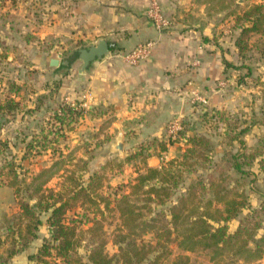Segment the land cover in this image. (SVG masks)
<instances>
[{
    "label": "rangeland",
    "instance_id": "rangeland-1",
    "mask_svg": "<svg viewBox=\"0 0 264 264\" xmlns=\"http://www.w3.org/2000/svg\"><path fill=\"white\" fill-rule=\"evenodd\" d=\"M226 2L218 3L223 11L220 17L223 20L228 17ZM56 3L57 0H0V103L9 97L19 102L17 109L0 111V236L5 239L7 220L20 211L19 199H25L30 204L36 202V197L30 198L29 195L36 184H32V179L42 170L48 169L41 179L50 175L46 186L55 191H63V185L70 183L66 179L68 169H75L76 175L81 174L84 184L93 172H98L103 183L99 193L109 201L108 208L105 201H100L98 197L94 199L98 204L82 198L77 200L66 217L77 225L79 245L69 259L58 258L57 262L90 264L88 253L100 242L104 243L105 252L116 259L122 221L115 209L114 199L128 189L126 184L136 176L146 154L159 153L158 143L161 140L180 148V153L165 159L167 161L180 158L186 147L185 138L195 137L200 144L197 145V153L191 156L190 165L177 166L182 176L177 190L184 191L194 181L202 180L203 183L196 185V192L204 194L205 200L212 194L209 189L202 190L201 185L207 186L214 180L243 191L248 198V206L228 221L229 232L233 233L241 227L251 233L249 238L264 237V210L260 207L264 196V57L258 49L264 36L246 35L247 46L241 52L236 46L238 63L236 67L232 66L236 76L230 86H226L235 97L230 104L227 100L226 107L217 109L212 103V95L205 97V101L199 98L191 102L190 117L181 119L183 128L175 139L166 137L165 128L160 137L145 140L133 151L125 152L123 146L118 148V144V150H110V147L103 146L110 141L107 129L114 118L112 113H108L110 108L86 103L87 98L82 93L85 90L83 83L72 88L69 80L63 79L68 74L77 73L82 63L78 49L88 47L89 41L76 38L75 27H70L66 11L61 14L56 9ZM253 3L257 2L237 0L231 28L234 29L235 40L240 35L236 14ZM232 4L233 0L231 10ZM50 58L58 59L59 67L51 64ZM65 60H69V64L63 66ZM66 104L76 107L78 114L75 119L64 125L56 142L41 145L40 140L45 135L49 140L55 136V126L59 124L55 112L61 113ZM245 127L249 130L240 133ZM123 138L127 140V135ZM238 138L245 140L246 146L241 145ZM119 140L122 143L121 135ZM148 148L151 150L148 151ZM260 151L263 154L257 156ZM251 154L256 155L248 157ZM61 160L62 163H56ZM236 162L242 164L241 170L235 168ZM14 172L19 194H16V187L9 184L14 181ZM143 198L141 195L131 199L140 205L144 203ZM170 206L171 202L153 205V211L145 213L143 220L150 221L154 216L157 226L167 223ZM49 213L41 212L43 223L38 228L37 238L24 250L26 257L51 238ZM94 219L99 221V225L89 230ZM138 238L151 246L156 245L151 231L142 233ZM177 242V239L167 242L166 248H158L150 257L162 254L158 264H173L176 260L179 264H264V259L244 262L228 251L214 260L209 249L199 247L194 251H184ZM9 246V239L0 243L3 258H6Z\"/></svg>",
    "mask_w": 264,
    "mask_h": 264
},
{
    "label": "crops",
    "instance_id": "crops-1",
    "mask_svg": "<svg viewBox=\"0 0 264 264\" xmlns=\"http://www.w3.org/2000/svg\"><path fill=\"white\" fill-rule=\"evenodd\" d=\"M149 1L57 0L56 3L61 14L66 11L76 38L89 41V46L100 38L110 44L108 56L92 61L83 73L79 72L81 63L77 73L63 78L69 80L72 88L83 83L86 103L110 108L108 113L114 116L107 129L110 141L103 144L110 150H118L119 135L125 152L133 151L151 137H160L171 119L190 117L191 104L199 98L204 100L212 95V103L220 109L235 97L226 86L234 81L236 70L225 62L238 63L231 29L237 0H233V10L231 0H226L228 17L224 20L220 18L223 13L218 6L220 0H158L173 20V25L163 30L157 29L146 15ZM260 1L263 0H255ZM149 40L155 45L147 58L135 65L122 58L125 52ZM179 153L177 145H168L160 155L148 153L143 165L159 167L162 156L168 159ZM260 207L264 210V196ZM28 254L26 257L23 251L15 255L10 264H29Z\"/></svg>",
    "mask_w": 264,
    "mask_h": 264
},
{
    "label": "trees",
    "instance_id": "trees-1",
    "mask_svg": "<svg viewBox=\"0 0 264 264\" xmlns=\"http://www.w3.org/2000/svg\"><path fill=\"white\" fill-rule=\"evenodd\" d=\"M236 21L239 22L240 35L236 38L235 44L241 52L247 46L246 35L260 34L264 36V2L253 3L243 12L236 14ZM259 43L258 49L264 57V38ZM225 63L227 67H236L230 62L226 61ZM18 106L19 102L9 97L0 103V111L10 112L17 109ZM77 114L76 107L70 104L64 105L61 108V113L56 111V121L59 124L55 126V136L49 140L45 135L40 140L41 145L45 142H56L57 135L63 130L64 125L74 120ZM248 130L249 128L245 127L240 133H246ZM185 140L186 147L180 158H171L166 161L162 156V163L159 167L143 165L133 180L126 184L128 189L120 197L114 199L115 209L118 210L122 221V228L117 240L119 253L116 259L109 256L105 252L104 243L100 242L93 246L88 253L90 264H118V262L122 264H144L145 262L146 264H158L162 254H157L154 258H151L150 254L157 251L158 248H166V243L173 239H177L178 247L184 251H194L199 247L209 249L212 253L211 259L214 260L225 251L244 262H256L264 259V237L249 238L251 233L241 227L233 233L229 232L228 221L235 218L243 208L248 206V198L243 191L230 188L226 184L216 183L214 180L208 183L209 186L201 185L202 190L209 189L212 194L205 200L204 194L196 192V185L203 183L202 180L194 181L184 191L177 190L182 177L177 166L190 165L191 156L197 153V145L200 144V140L195 137H186ZM238 140L241 145L246 146L245 140L242 138H238ZM170 144L171 142L161 140L158 143L159 155L167 150ZM262 154L260 151L257 156ZM255 155L251 154L248 157ZM62 161L56 163H62ZM234 165L235 168L241 170V163L236 162ZM67 171L69 173L66 179L70 183L63 185V191H55L46 186L50 175L41 179L48 169L42 170L32 179V184H36L29 196L30 198L36 197V202L30 204L25 199H19L20 211L7 220L8 233L5 239L0 236L1 244L7 239L10 240L6 258L0 254V264H8L15 255L28 248L30 242L37 238L38 228L43 223L41 212L48 211L50 212L48 220L51 238L45 240L36 252L28 254L29 264H59L58 258L69 259L70 254L79 245L77 225L66 217L70 208L76 205L79 198L98 204L94 200L95 197H98L100 201L104 200L105 207L108 208L109 201L99 193L103 183L101 182L102 176L98 172H93L89 176L87 184H84L81 174L76 175L75 169ZM17 181L15 174L14 181L9 184L16 187V194H19L20 189ZM141 195L144 197V203L137 205L131 198ZM167 202H171L167 223L157 226L154 223L156 219L154 216L150 218V221L143 220L145 213L153 211V205H162ZM143 208H145L144 211ZM97 225H99V221L94 219L89 230H94ZM124 230L125 232H123ZM150 231L155 236V246L138 238L142 233ZM173 235L175 238H172ZM173 264H179V262L176 260Z\"/></svg>",
    "mask_w": 264,
    "mask_h": 264
},
{
    "label": "built area",
    "instance_id": "built-area-1",
    "mask_svg": "<svg viewBox=\"0 0 264 264\" xmlns=\"http://www.w3.org/2000/svg\"><path fill=\"white\" fill-rule=\"evenodd\" d=\"M146 15L154 24V26L159 30L168 29L173 25V20L168 15H166L158 0L149 1ZM154 45L155 42L153 40H149L145 43L139 44L132 50L125 52L122 55V58L129 64H138L140 61L144 60L152 53ZM182 128L183 124L181 119L173 118L168 122L166 126V137L171 140L175 139L178 132L182 130Z\"/></svg>",
    "mask_w": 264,
    "mask_h": 264
},
{
    "label": "water",
    "instance_id": "water-1",
    "mask_svg": "<svg viewBox=\"0 0 264 264\" xmlns=\"http://www.w3.org/2000/svg\"><path fill=\"white\" fill-rule=\"evenodd\" d=\"M110 51V44L105 38H100L96 43H93L88 47L79 48V59L82 61L79 72H84L92 61L108 56ZM51 64H59L58 59L52 58ZM63 64L68 65L69 60H65ZM118 148H122L121 142H118Z\"/></svg>",
    "mask_w": 264,
    "mask_h": 264
}]
</instances>
